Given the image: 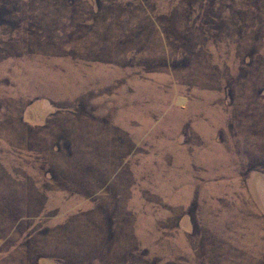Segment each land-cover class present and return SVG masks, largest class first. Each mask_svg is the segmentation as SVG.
Returning a JSON list of instances; mask_svg holds the SVG:
<instances>
[{
	"label": "rangeland",
	"instance_id": "rangeland-1",
	"mask_svg": "<svg viewBox=\"0 0 264 264\" xmlns=\"http://www.w3.org/2000/svg\"><path fill=\"white\" fill-rule=\"evenodd\" d=\"M0 264H264V0H0Z\"/></svg>",
	"mask_w": 264,
	"mask_h": 264
}]
</instances>
